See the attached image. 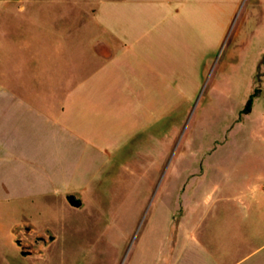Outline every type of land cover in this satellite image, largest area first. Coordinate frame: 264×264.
Segmentation results:
<instances>
[{"label":"rangeland","instance_id":"rangeland-1","mask_svg":"<svg viewBox=\"0 0 264 264\" xmlns=\"http://www.w3.org/2000/svg\"><path fill=\"white\" fill-rule=\"evenodd\" d=\"M108 1L0 0V110H16L0 124V264H170L264 186V0L192 2L161 22L113 8L124 50L95 15ZM18 138L21 165L4 141Z\"/></svg>","mask_w":264,"mask_h":264},{"label":"crops","instance_id":"crops-1","mask_svg":"<svg viewBox=\"0 0 264 264\" xmlns=\"http://www.w3.org/2000/svg\"><path fill=\"white\" fill-rule=\"evenodd\" d=\"M192 2L199 3L197 5H200L202 9L205 7V3H209V0H109L106 4L103 3L105 6L98 8L95 15L97 14L101 27L122 41V50H124V48L129 49L126 39L127 30L123 28L122 31L117 32L110 25L109 16L113 13L111 11L113 8H117V11L119 8L123 9V22L127 21L125 15H128L129 20L133 14H137V23L148 20L149 22H161L167 19L171 21L174 13ZM115 13L117 12L115 11ZM90 50L101 60H113L115 56L112 45L104 39H95L90 45ZM7 111L10 113L9 115L5 114ZM15 111L0 110V124L6 121L7 124L13 125L16 116L12 112ZM42 113L41 110H38L40 119L38 125L43 127L42 124L49 120L47 115L42 117ZM54 131L56 134L63 131L64 137L66 136L64 131L66 133L68 130L57 122ZM2 132L0 129V146L3 145L2 139L5 138ZM67 134L69 135L66 138L75 143L78 135L74 131L67 132ZM20 139L4 140L17 153L13 151L14 155L11 158L17 159L16 161L20 162L19 165L23 164L22 156L25 155L23 154L25 148L20 146V144L22 145ZM71 146L74 147L73 144ZM36 178H38L36 180L38 182L37 189L44 193L50 192L55 187L56 177L44 178L41 176ZM19 186H22L20 189L23 190L33 191L34 189L27 185L19 184ZM251 195L253 200L250 202L222 206L217 219L210 220L206 226H203L200 238H195L194 230H192L182 249L170 256V264H264V186L260 185L253 189ZM178 227L182 228L183 226L178 225Z\"/></svg>","mask_w":264,"mask_h":264},{"label":"water","instance_id":"water-1","mask_svg":"<svg viewBox=\"0 0 264 264\" xmlns=\"http://www.w3.org/2000/svg\"><path fill=\"white\" fill-rule=\"evenodd\" d=\"M66 199L70 205L74 207H81L82 200L81 198L75 193H69L66 195ZM49 240H53V236L49 237ZM43 242L44 244L47 242L43 236H37L35 238V243ZM16 243L21 247L20 254L24 257L32 255V251L30 250L29 246L22 245L21 239H16Z\"/></svg>","mask_w":264,"mask_h":264},{"label":"trees","instance_id":"trees-1","mask_svg":"<svg viewBox=\"0 0 264 264\" xmlns=\"http://www.w3.org/2000/svg\"><path fill=\"white\" fill-rule=\"evenodd\" d=\"M257 91L255 90L250 96L249 98L247 99L243 109H242V112L243 113H248L250 110H251V106H252V101H253V97L256 95Z\"/></svg>","mask_w":264,"mask_h":264},{"label":"flooded vegetation","instance_id":"flooded-vegetation-1","mask_svg":"<svg viewBox=\"0 0 264 264\" xmlns=\"http://www.w3.org/2000/svg\"><path fill=\"white\" fill-rule=\"evenodd\" d=\"M30 228H26V231H29Z\"/></svg>","mask_w":264,"mask_h":264}]
</instances>
